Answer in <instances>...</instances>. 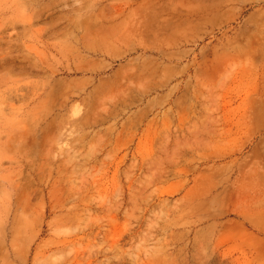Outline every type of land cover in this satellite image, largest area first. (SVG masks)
I'll list each match as a JSON object with an SVG mask.
<instances>
[{
  "label": "rangeland",
  "instance_id": "obj_1",
  "mask_svg": "<svg viewBox=\"0 0 264 264\" xmlns=\"http://www.w3.org/2000/svg\"><path fill=\"white\" fill-rule=\"evenodd\" d=\"M0 264H264V0H0Z\"/></svg>",
  "mask_w": 264,
  "mask_h": 264
}]
</instances>
